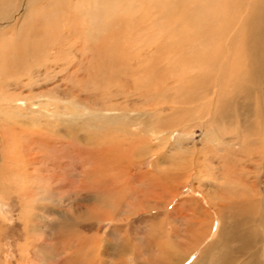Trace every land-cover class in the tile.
<instances>
[{
	"label": "rangeland",
	"instance_id": "rangeland-1",
	"mask_svg": "<svg viewBox=\"0 0 264 264\" xmlns=\"http://www.w3.org/2000/svg\"><path fill=\"white\" fill-rule=\"evenodd\" d=\"M56 2L26 6L6 30L11 43L3 53L14 51L20 35L30 58L0 57V264H264V199L239 205L246 219L259 217L244 229L232 226L227 208H209L200 193L202 181L204 190L217 194L242 189L232 179V165L222 175L224 155L212 148L211 133L217 132L220 144L223 130L241 133L242 124L203 123L213 107L203 105L202 81L197 89L189 85L196 102L184 104L182 91L175 92L180 82L165 91L158 75L169 68L156 50L174 59V52L201 44L203 23L181 27L171 13L156 20L155 11L147 12L151 0H138L129 30L138 37L124 38L129 26L123 23L109 32L104 50L86 48L92 41L83 38L87 29L79 30L82 38L66 33L69 20L59 14L66 5ZM70 2L67 8L75 7ZM23 3L18 0L14 9ZM193 68L176 70L201 80V70ZM170 70L166 82L176 76ZM161 92L170 111L155 117ZM253 147L247 143L242 150L251 155ZM260 173L261 188L264 169ZM217 211L226 216L223 222Z\"/></svg>",
	"mask_w": 264,
	"mask_h": 264
},
{
	"label": "bare ground",
	"instance_id": "bare-ground-1",
	"mask_svg": "<svg viewBox=\"0 0 264 264\" xmlns=\"http://www.w3.org/2000/svg\"><path fill=\"white\" fill-rule=\"evenodd\" d=\"M17 1L18 0H0V57H3V54H5L4 56L11 55V58L19 61L25 56L26 58L29 57V50L25 51L21 47L22 42H20V40L24 39V36L22 37L18 35L15 38L13 43H15L17 47L14 48V51L7 52L9 50H6V52L3 53V51H5L4 48L6 44L11 43L9 40V34L10 36L12 35L11 29H9L8 33L6 30L7 28H11L10 26L12 22L17 18L18 15L19 17L22 16L23 12L26 10V6L35 4L37 0H19V2L24 1L25 3L14 9ZM52 1L55 3V5L59 6V3L56 2L57 0ZM67 1L71 3L70 0H60V4L66 6L64 7L65 10H62L63 13H59L63 14L62 18L64 21L67 19L70 23L68 28H65V32L70 33L71 35V30H73V37L75 38H82V35L83 38L89 37V40L92 41L86 48L89 46H94L95 44L98 48L101 47V50H104V48H106L108 45L107 36H109V32L117 31L119 28H121L123 23L129 26L127 29V32H129L131 19L138 0H75V7L71 6L70 8H67ZM150 4L151 5H149L147 12L155 11L156 20H158L160 14H165V18H167L171 13L176 14V24L181 27L192 25L196 22H199L198 25L203 23L204 31L202 34L201 44H198L195 47H190V49H188V51L185 53L182 51L174 52L173 57L175 60L171 57L170 52L163 51L162 49L156 50L157 59L162 58L163 61H168L167 67L169 68L168 71L161 70L158 75L161 74L162 78L164 77L165 79L163 80L164 83L162 86V89L165 91H170V86L174 87L176 83L180 82L179 85L176 86L175 92L178 93L179 91H182V95H180V97H182V100L185 101L184 104H189L191 101L196 102L193 101L196 99L191 97L192 93L194 92H191L190 90L196 91L200 85L199 82L202 81V84H204L203 92L201 94V100L204 102L203 105L208 106V108L213 107V109H209V114L206 115V121L203 123L219 126H235L236 123L242 124V134L239 133L240 131H235V128H233L232 131L223 130L225 132H223L224 134L220 136V144L216 142L217 132L211 130L214 138L212 148H216L217 150L223 152L222 154L224 155V157H222V162L224 163L222 175L227 174L226 170H228V164H230V166L232 165V179H238L236 181L241 185L239 187L242 189H236L233 194H217V192L215 193L213 190H209L207 188L204 190L203 188L206 184L204 181H202L204 183L201 184L203 186V191H201L199 188L198 191L200 190L201 192H199L202 193L204 198L209 202V208L211 207L216 210V207H219L221 209L227 208L229 210V215L232 219V226L234 228H239V226H243L244 229L246 227H251L256 224V220L259 219V217L256 218L255 215H250V217L246 219V217L241 215V212L244 209L240 208L239 205L242 204L246 208V200L252 201L251 198L256 201L264 199V184L261 188L259 186V174H261V169H264V0H151ZM21 6L22 8H20ZM77 7H80V10H77ZM207 23L209 25H213L211 30H209ZM27 26H29V24L27 23V25H25L24 23L23 27L26 28ZM38 27L41 29L42 24ZM83 27L87 30L81 35V31L79 30ZM45 28H47V26ZM49 32L50 31H48V33ZM127 32V35H125L124 38L133 34H136L137 37L139 36V34L135 33L134 31L129 32V34ZM229 35L231 36L230 41L228 39ZM36 36H38V34ZM198 38L199 36L197 34V39ZM38 41L40 42L39 39ZM70 43L73 44V41ZM226 44L228 45L225 46ZM53 47H47L48 49L46 50H48L49 54L54 52ZM26 48L28 49L27 46ZM58 50L60 51V49ZM14 55L15 57H13ZM152 55H155L154 52ZM170 57L172 59H170ZM49 62L52 63V61ZM159 63L162 64L163 62L160 61ZM189 65H191V67H197L199 70H201V72L199 71L200 74H202L201 80L198 81L196 78H194V76H190V78L178 76V73L182 70L183 72L186 71L184 68L188 67ZM156 66L158 67L157 63ZM0 67L4 69L3 65ZM157 67H155V69ZM170 68L174 69V73H172V75L176 76L166 82L167 76L170 77L171 75ZM195 68H193V70ZM176 69H178L179 72ZM194 73L196 74L197 72ZM2 75L4 77V74ZM193 83H196L197 85ZM189 85L191 88H197L195 90H189ZM177 87L180 90H177ZM212 89H216V91L213 92L215 97H212ZM186 90H189L187 91L188 96H186ZM163 92L158 93V95L160 94V100L157 101V104L154 108V112L156 113L155 117L158 113L161 115V112H164L165 108L170 111V107L168 108L167 106L162 105L161 98L163 97L161 96ZM180 97L176 98L178 99ZM169 102L171 104L173 103L174 105L175 100L169 99L168 103ZM108 110L110 111L112 109ZM253 116L256 117L255 121H252ZM223 129H225V127ZM168 133L171 134L172 132ZM244 134H246V136ZM241 136L243 137L241 138ZM246 138L248 140H246ZM210 141L212 140L210 139ZM207 142L209 143V140ZM247 143L250 146H254L253 149H251L252 156L248 152H245V150H242L243 146ZM215 145L217 146L215 147ZM237 145H239L241 148V150L239 149L238 152L234 150ZM208 147L209 146L205 147V151L208 150ZM205 151L203 150V153H205ZM203 155V157H206L205 154ZM238 156L242 158H238ZM225 159H230L233 164L231 162L227 163ZM243 159L245 160V163L240 162ZM238 163L242 164L238 166ZM225 166H227L226 169ZM191 167L189 169L190 171L188 172H191ZM195 167H192V169L196 170L197 168ZM249 170L253 172V176H249L248 174L247 176H243L239 174L245 171L249 172ZM225 178L226 177L223 176L221 179L227 180ZM235 196L240 198V200L242 198L243 202L234 200ZM234 209H236L237 212ZM263 212L260 214L261 219L259 220L262 221L264 226ZM217 213L219 212L217 211ZM219 217V219H221L223 222L224 217L226 216L220 214ZM252 237L253 235H251V238ZM248 242L249 238H247V241L245 239V244ZM254 242H257V240L252 241V243ZM240 250L246 251L247 247L242 246Z\"/></svg>",
	"mask_w": 264,
	"mask_h": 264
}]
</instances>
